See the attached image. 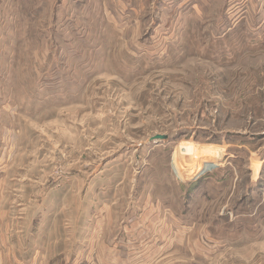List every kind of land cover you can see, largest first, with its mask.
Returning a JSON list of instances; mask_svg holds the SVG:
<instances>
[{
	"label": "rangeland",
	"instance_id": "374dc122",
	"mask_svg": "<svg viewBox=\"0 0 264 264\" xmlns=\"http://www.w3.org/2000/svg\"><path fill=\"white\" fill-rule=\"evenodd\" d=\"M134 254L264 264V0H0V264Z\"/></svg>",
	"mask_w": 264,
	"mask_h": 264
},
{
	"label": "crops",
	"instance_id": "0c3cea01",
	"mask_svg": "<svg viewBox=\"0 0 264 264\" xmlns=\"http://www.w3.org/2000/svg\"><path fill=\"white\" fill-rule=\"evenodd\" d=\"M150 244L151 243H148L147 245L145 244L144 246H143V249H144V255H145V253H146V248L148 247H150ZM161 246H160V248H162L163 246H165V250L164 251H166L165 253H167V252H169L168 250H177V249H179L180 248V246L182 245V242L181 241H177V242H161V243H159ZM164 253V254H165ZM138 254V253H137ZM135 257H137L135 254H134V257H131L130 259H128V261H127V263L126 264H130L132 261H133V264L134 263H136V258ZM161 257L162 256H157V257H149L147 260H145L144 259V261H143V264H150V263H148V262H152V261H157L158 259H161Z\"/></svg>",
	"mask_w": 264,
	"mask_h": 264
},
{
	"label": "water",
	"instance_id": "95a60500",
	"mask_svg": "<svg viewBox=\"0 0 264 264\" xmlns=\"http://www.w3.org/2000/svg\"><path fill=\"white\" fill-rule=\"evenodd\" d=\"M158 138L162 139V140H165V139H167V135L158 134V135L150 137L149 141H154V140H157Z\"/></svg>",
	"mask_w": 264,
	"mask_h": 264
}]
</instances>
